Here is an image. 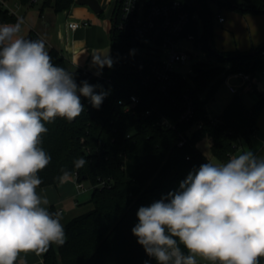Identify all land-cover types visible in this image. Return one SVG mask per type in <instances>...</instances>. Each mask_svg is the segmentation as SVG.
I'll use <instances>...</instances> for the list:
<instances>
[{
    "label": "trees",
    "instance_id": "obj_1",
    "mask_svg": "<svg viewBox=\"0 0 264 264\" xmlns=\"http://www.w3.org/2000/svg\"><path fill=\"white\" fill-rule=\"evenodd\" d=\"M34 5V0H18ZM113 13L112 67L102 68V77L84 76L81 68L58 48L47 47L52 62L72 72L77 83L87 81L95 85L97 94L105 93L101 106L94 108L88 98L81 97L84 111L69 122L57 118L46 123L48 131L43 134V149L51 156L48 166L38 175L42 184L59 185L63 171L74 175L79 181L92 185L91 202L94 207L66 223L65 243L56 250L52 245L44 254V264H156L143 247L137 243L131 229L138 222L136 212L140 206L178 189L179 183L189 171L210 160L198 147L205 137L212 139L211 149L215 156L226 162L244 144L252 145L258 130V117L264 108V92L251 107L247 106L237 92L218 117H211L207 104L228 75L245 71L254 78L264 71V42L249 51L218 50L214 42L210 2L231 7L242 13H264V0H234L222 4L220 0L192 1V12L202 18L204 31L197 38L209 57L217 65L198 63L193 85L182 80L179 90L191 87L196 106L195 117L190 122H180L178 101L156 89L144 86L124 60L116 26L117 8ZM76 0H43L41 8L53 6L55 11L70 10ZM104 10L100 13L103 14ZM18 15L0 6V24L16 23ZM197 32L195 26L191 27ZM42 39L35 30L25 37ZM247 82L241 89L250 83ZM207 91L206 96L204 92ZM140 97L137 106H130V96ZM151 110V113H147ZM166 117L176 128L159 124ZM184 138V143L179 142ZM88 161L76 169L78 158ZM50 212H56L52 207ZM264 264V257L259 258Z\"/></svg>",
    "mask_w": 264,
    "mask_h": 264
},
{
    "label": "clouds",
    "instance_id": "obj_2",
    "mask_svg": "<svg viewBox=\"0 0 264 264\" xmlns=\"http://www.w3.org/2000/svg\"><path fill=\"white\" fill-rule=\"evenodd\" d=\"M22 20L0 24V264H27L66 241L59 212L38 194L51 156L41 147L46 123L74 120L81 97L99 108L105 93L52 62L43 39L20 35ZM93 64L112 67L107 53ZM84 158L74 161L79 169ZM61 183L72 179L63 171ZM131 229L156 264H260L264 257V154L251 149L189 171L175 191L140 206ZM145 264H148L146 261Z\"/></svg>",
    "mask_w": 264,
    "mask_h": 264
},
{
    "label": "built area",
    "instance_id": "obj_3",
    "mask_svg": "<svg viewBox=\"0 0 264 264\" xmlns=\"http://www.w3.org/2000/svg\"><path fill=\"white\" fill-rule=\"evenodd\" d=\"M20 4L18 0L17 2L0 0L1 7L16 15ZM192 5L191 0H120L116 12L115 28L123 47L126 64L144 86L158 90L173 102L178 101L181 111L179 121L183 123L190 122L195 117L196 106L191 87L187 86L184 90L178 88L184 79L189 80L193 85L191 76L195 73L190 75L191 72H188L189 76L185 75L175 65L186 63L192 58V54L183 49L181 42L188 40L196 44L197 38L201 36L199 32L201 17L197 12L191 11ZM217 16L220 22L225 20L223 14L218 13ZM89 24L88 18L73 19L69 22V27L76 30ZM192 26L197 28V32L192 30ZM84 74L103 76L101 72L84 71ZM231 77L239 78L243 83L242 86L253 78L251 73L245 71L230 74L226 79ZM230 90L234 93L238 92L237 86L233 84H230ZM139 102V95L133 93L130 96V106L135 107ZM147 113H151V110ZM158 123L176 128V124L169 122L166 117H162ZM183 143L184 138L179 145ZM74 176L78 187L81 190L85 189V183L78 180L77 172ZM203 264L212 263L204 262Z\"/></svg>",
    "mask_w": 264,
    "mask_h": 264
},
{
    "label": "crops",
    "instance_id": "obj_4",
    "mask_svg": "<svg viewBox=\"0 0 264 264\" xmlns=\"http://www.w3.org/2000/svg\"><path fill=\"white\" fill-rule=\"evenodd\" d=\"M99 1L101 4H103L102 2L104 1L110 2V0ZM12 2H17V0H12ZM41 5L42 1L36 2V4L34 5H25L22 3L20 4V7L17 10V15L23 21L21 25V36L26 37L30 30H35L46 42L47 47H56L61 50L71 60L74 66L81 68L83 71L101 72L102 69L93 64V54L104 53L105 47L107 45H104L103 43L101 44V41L99 40L97 41L98 45H92L91 43V39L93 37V34L91 33L92 31H94L92 21L95 17L90 8L85 5L78 6V4L75 3L70 10L57 12L55 11L53 6L41 8ZM61 13H66L67 17L65 18L63 16H60ZM218 13L223 14L225 17V20L221 23H225L228 21V17H226V14L223 12V9H220V7ZM247 14H251V17H254L251 18L252 20L264 19V13ZM81 18H88L90 20V24L88 26L80 27L76 30H73L69 27V22L71 20ZM111 19L112 20H110V22L114 27L113 14ZM113 27L110 30L111 37L113 34ZM228 28L234 33V36L237 40L234 44L235 48H231V50L226 51H249L256 48L261 44L260 42L264 41V26L261 29L262 35L253 37L250 34L249 40L238 39L239 35L236 34L233 28ZM113 45L114 44L112 39V50ZM259 118L260 115L258 117V129L261 123V118ZM254 138L260 139L264 143V140L261 138V135H259L258 130L255 133ZM37 192L42 196H46L49 200V211H51L53 207L55 208L56 212H59L61 214L62 224L66 223L73 217L83 212L79 208V205L81 204L79 196L82 190L78 187L77 179L74 175H72V179L67 183H60L59 185L50 184L39 186L37 188ZM60 210L62 211L60 212ZM52 246L56 250H59L60 248V246H57L55 244H53ZM44 254L37 256L34 252H29L21 253V256L26 259L27 264H44Z\"/></svg>",
    "mask_w": 264,
    "mask_h": 264
},
{
    "label": "rangeland",
    "instance_id": "obj_5",
    "mask_svg": "<svg viewBox=\"0 0 264 264\" xmlns=\"http://www.w3.org/2000/svg\"><path fill=\"white\" fill-rule=\"evenodd\" d=\"M108 1V0H107ZM197 2V0H194ZM222 4H227L229 1L232 0H220ZM237 3H240L242 0H234ZM40 2V1H39ZM102 6L104 9L103 15H100L94 12L88 5H85L90 8L91 12L94 15L93 22V29L91 34H93L91 43L92 45H98V40L101 41V44L107 45L105 47L104 53H107L109 58H111L112 52V37L110 30L113 27L112 23L110 22L112 14L116 8L117 0H110V2H102ZM78 6H83L78 4ZM211 9L214 12L212 18V27H213V37L218 50L223 52H228L226 50H231V48H235L234 44L237 40L234 36V33L229 30L228 27H232L236 34L239 35L238 39L249 40L250 34L254 36L262 35V27L264 26V19H251V14L242 13L239 11L234 10L231 7H222L223 12L228 17V21L225 23H221L218 20V10H219V3L214 1L210 2ZM60 16L67 17L66 13H61ZM99 19V22H98ZM251 19V20H250ZM231 25V26H230ZM204 31L203 21L202 18L200 19L199 25V32L202 34ZM22 32L20 33V35ZM264 42V41H263ZM260 42V43H263ZM150 45L154 46L152 43ZM181 46L183 49L189 51L192 54V58L189 59L186 63H178L175 67L180 70L183 74L188 75V72H191L190 75H194L196 67L198 63H205L206 65L212 66L217 65L218 62L208 56L206 51L203 49L201 44H194L193 41H182ZM165 58V54H163ZM113 68L110 69V71ZM253 83L248 84L244 88L241 89L242 81L237 77H231L230 79L224 80L221 85L219 86L218 90L216 91L215 95L210 98L207 109L211 117H218L220 116L226 105L232 99L233 95L235 94L230 90V84L237 86L238 93L241 95L243 100L245 101L246 105L251 107L254 103H256L259 99L260 93L264 92V71L258 72L257 75L253 78ZM207 91L204 92V96H206ZM261 123L259 125V135L264 140V108L260 114ZM259 118V119H260ZM259 122V121H258ZM212 139L210 137H205L198 142V147L202 150V152L213 162H224L215 156L211 149ZM251 149L258 154H264V143L262 140L253 137V145L250 146L248 144H244L238 150L237 153ZM86 188L82 190L79 199L81 204L79 208L81 211L86 212L94 207L93 203L91 202L92 196V185L89 181H84ZM82 212V213H83ZM61 222V221H60ZM198 259V264H203L204 262H210L202 260L201 258ZM212 263V262H210Z\"/></svg>",
    "mask_w": 264,
    "mask_h": 264
},
{
    "label": "water",
    "instance_id": "obj_6",
    "mask_svg": "<svg viewBox=\"0 0 264 264\" xmlns=\"http://www.w3.org/2000/svg\"><path fill=\"white\" fill-rule=\"evenodd\" d=\"M77 4L88 5L94 12L101 13L104 9L99 0H76ZM86 77L87 74H84Z\"/></svg>",
    "mask_w": 264,
    "mask_h": 264
}]
</instances>
